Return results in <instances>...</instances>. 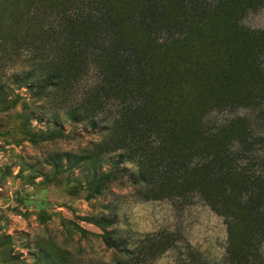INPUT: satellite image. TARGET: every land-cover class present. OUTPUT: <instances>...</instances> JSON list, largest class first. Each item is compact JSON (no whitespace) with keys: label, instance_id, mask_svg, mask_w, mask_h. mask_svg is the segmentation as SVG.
Wrapping results in <instances>:
<instances>
[{"label":"rangeland","instance_id":"obj_1","mask_svg":"<svg viewBox=\"0 0 264 264\" xmlns=\"http://www.w3.org/2000/svg\"><path fill=\"white\" fill-rule=\"evenodd\" d=\"M47 5L0 0V264H264V228L236 225L230 260L225 220L198 193H156L168 161L141 172L120 161L131 153L105 125L66 119L93 77L63 92L39 83L55 70L58 43ZM242 25L264 31V7ZM104 104L97 120H114L113 101ZM236 115L264 139L253 111H216L210 126ZM238 159L264 174V143Z\"/></svg>","mask_w":264,"mask_h":264},{"label":"trees","instance_id":"obj_2","mask_svg":"<svg viewBox=\"0 0 264 264\" xmlns=\"http://www.w3.org/2000/svg\"><path fill=\"white\" fill-rule=\"evenodd\" d=\"M263 7L264 0H49L42 7L58 43L55 70L39 83L63 92L92 73L66 119L105 125L131 153L120 161L134 159L141 172L168 161L156 193H198L225 220L230 260L236 225L264 228V174L237 165L264 139L246 115L217 127L210 117L248 110L264 118V31L242 25ZM102 100L113 101L114 120H97Z\"/></svg>","mask_w":264,"mask_h":264}]
</instances>
